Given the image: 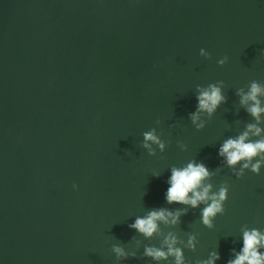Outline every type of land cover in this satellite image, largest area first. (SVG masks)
Masks as SVG:
<instances>
[{"label": "water", "instance_id": "95a60500", "mask_svg": "<svg viewBox=\"0 0 264 264\" xmlns=\"http://www.w3.org/2000/svg\"><path fill=\"white\" fill-rule=\"evenodd\" d=\"M261 49L264 0H0V264H152L143 246L161 236L128 224L179 207L165 180L191 158L228 182L225 211L208 229L189 208L161 231L196 232L186 258L218 246L225 264L242 224L264 228V168L237 179L216 155L252 119L235 93L264 85ZM216 80L227 103L196 130L195 86ZM151 127L166 141L155 156L140 144Z\"/></svg>", "mask_w": 264, "mask_h": 264}, {"label": "clouds", "instance_id": "9594fccd", "mask_svg": "<svg viewBox=\"0 0 264 264\" xmlns=\"http://www.w3.org/2000/svg\"><path fill=\"white\" fill-rule=\"evenodd\" d=\"M260 51L264 54V49ZM199 55L210 58L211 54L201 47ZM227 60V56H222L216 63L222 66ZM224 88L223 80L195 86V108L188 113V120L196 130L203 129L218 108L227 103ZM235 94L239 97L240 106L252 119L244 124L241 131L222 139L216 155L220 159V164L230 169L231 175L239 179L246 172L258 175L264 168V85L252 79L247 90L237 88ZM155 124H160L159 118ZM140 144L150 156H155L157 152L163 153L166 149V141L162 139L157 127L143 131ZM178 146L181 150L187 148L182 142H178ZM215 175L216 171L197 158L188 159L180 165L173 164L165 180L167 188L163 193V199L167 205L179 207H153L148 209L146 214L137 215L128 224L130 229H134L145 239H151L154 235L161 236L159 243L143 246L142 255L152 264H217V261L221 260L218 246L210 249L204 257L186 258L185 250L195 252L197 249L199 244L197 233L186 231L180 235L173 230L162 232L160 227L165 225L170 229L175 228L181 224V217L191 208L199 210L198 218L201 225L208 229L214 228L215 218L225 211L224 205L229 192L227 181H222L218 185L213 183ZM72 188L76 190L78 185L73 183ZM232 242L233 245L238 243L239 248L232 247L229 250L230 257L225 264H264V228L242 224L239 227L238 238H234ZM111 251L122 260L136 256L135 250H128L120 244H113Z\"/></svg>", "mask_w": 264, "mask_h": 264}]
</instances>
